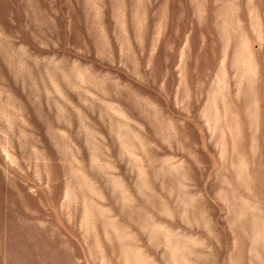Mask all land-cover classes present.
Returning <instances> with one entry per match:
<instances>
[{
	"label": "rangeland",
	"instance_id": "1",
	"mask_svg": "<svg viewBox=\"0 0 264 264\" xmlns=\"http://www.w3.org/2000/svg\"><path fill=\"white\" fill-rule=\"evenodd\" d=\"M0 264H264V0H0Z\"/></svg>",
	"mask_w": 264,
	"mask_h": 264
}]
</instances>
